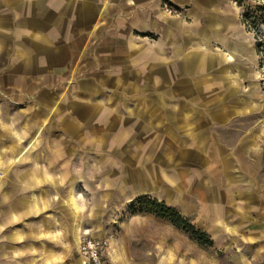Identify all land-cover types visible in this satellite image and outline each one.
I'll list each match as a JSON object with an SVG mask.
<instances>
[{
    "label": "crops",
    "instance_id": "crops-1",
    "mask_svg": "<svg viewBox=\"0 0 264 264\" xmlns=\"http://www.w3.org/2000/svg\"><path fill=\"white\" fill-rule=\"evenodd\" d=\"M256 53L236 0H0V93L35 105L46 90L40 125L1 122L17 155L0 161V261L79 253L98 201L164 185L208 194L227 233L264 218ZM54 119L75 143L38 145Z\"/></svg>",
    "mask_w": 264,
    "mask_h": 264
},
{
    "label": "rangeland",
    "instance_id": "rangeland-1",
    "mask_svg": "<svg viewBox=\"0 0 264 264\" xmlns=\"http://www.w3.org/2000/svg\"><path fill=\"white\" fill-rule=\"evenodd\" d=\"M236 2L243 10L244 27L252 35L256 47L258 82L261 90L262 127H264V21L255 27L249 25L245 19V14L248 11L255 10L257 6L264 7V0H236ZM45 91L43 89L38 92V101H41L42 104L35 105L34 103L30 105L16 103L10 95L0 93L1 162L7 163L17 155V153L10 152L8 148L12 144V138L2 128V120L5 124L12 126L14 123L15 127L22 128L27 126L31 118L36 126L40 125V120L46 109V98L42 94ZM51 91L58 97L68 92L67 88L61 87ZM65 134L67 135V130L62 129L60 122L58 123L54 119L39 137L38 145L51 142L69 143V141L71 144L75 143ZM2 169L0 168V170ZM260 173L264 178V163ZM160 188V199H157L153 194L140 195L137 199L141 196H148L153 200L166 203L182 216L189 218L197 228L209 234L214 241V246L202 248L188 235L175 229L164 220L152 215L133 214L131 207L137 199L122 203L100 200L97 202V211L92 209L95 210V214L86 215L85 221L87 225L88 223L98 224L96 233L91 232V234L106 243L103 264H264V218L260 220L262 223L258 221L257 216H255V222L253 218L249 217L234 218L235 224L242 223V225L239 226V231L227 233L220 222L212 221L206 215V202H209L208 194L204 195L198 192L179 194L173 193L171 186L164 185ZM259 188L264 194V183ZM202 198L203 200H198ZM85 200H87V205H92L91 200ZM251 202L248 201L247 204ZM240 219L245 222H241ZM62 245L49 249L50 254L53 253L55 257L61 258L60 261L47 264H82L81 256L77 250L71 248L70 244L68 247H65L64 243ZM43 252L46 251L43 250ZM14 260L18 261L16 257ZM10 262H12L10 259H4L0 261V264H9Z\"/></svg>",
    "mask_w": 264,
    "mask_h": 264
},
{
    "label": "trees",
    "instance_id": "trees-1",
    "mask_svg": "<svg viewBox=\"0 0 264 264\" xmlns=\"http://www.w3.org/2000/svg\"><path fill=\"white\" fill-rule=\"evenodd\" d=\"M245 19L249 25L257 27L264 21V7L257 6L255 10L248 11L245 14ZM131 212L133 214L152 215L168 222L175 229L188 235L192 241L202 248H212L214 246V241L209 234L197 228L189 218L182 216L164 202L153 200L148 196H141L134 201Z\"/></svg>",
    "mask_w": 264,
    "mask_h": 264
},
{
    "label": "built area",
    "instance_id": "built-area-1",
    "mask_svg": "<svg viewBox=\"0 0 264 264\" xmlns=\"http://www.w3.org/2000/svg\"><path fill=\"white\" fill-rule=\"evenodd\" d=\"M106 251V243L90 237L82 238L79 254L86 264H103V256Z\"/></svg>",
    "mask_w": 264,
    "mask_h": 264
},
{
    "label": "bare ground",
    "instance_id": "bare-ground-1",
    "mask_svg": "<svg viewBox=\"0 0 264 264\" xmlns=\"http://www.w3.org/2000/svg\"><path fill=\"white\" fill-rule=\"evenodd\" d=\"M73 203H74V200H73ZM77 208V207H76ZM76 235H75V239H76V243H77V246H78V244H79V241H80V236H79V231H80V225H78L77 227H76Z\"/></svg>",
    "mask_w": 264,
    "mask_h": 264
}]
</instances>
